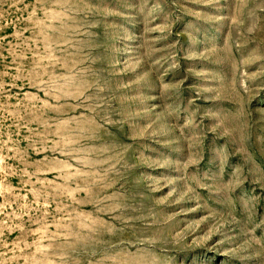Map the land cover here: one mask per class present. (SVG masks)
<instances>
[{
	"label": "rangeland",
	"instance_id": "1",
	"mask_svg": "<svg viewBox=\"0 0 264 264\" xmlns=\"http://www.w3.org/2000/svg\"><path fill=\"white\" fill-rule=\"evenodd\" d=\"M0 264H264V0H0Z\"/></svg>",
	"mask_w": 264,
	"mask_h": 264
}]
</instances>
